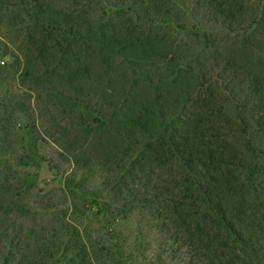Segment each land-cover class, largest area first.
Here are the masks:
<instances>
[{
    "label": "trees",
    "instance_id": "16d2710c",
    "mask_svg": "<svg viewBox=\"0 0 264 264\" xmlns=\"http://www.w3.org/2000/svg\"><path fill=\"white\" fill-rule=\"evenodd\" d=\"M4 24L0 264H133L108 234L120 211L86 190L100 166L115 197L159 185L194 264H264V0H0ZM47 140L73 167V215L96 204L98 238L23 224Z\"/></svg>",
    "mask_w": 264,
    "mask_h": 264
},
{
    "label": "rangeland",
    "instance_id": "374dc122",
    "mask_svg": "<svg viewBox=\"0 0 264 264\" xmlns=\"http://www.w3.org/2000/svg\"><path fill=\"white\" fill-rule=\"evenodd\" d=\"M16 37V33L8 29L6 24L1 26V51H5L6 43L13 44ZM0 59L6 64L11 62L9 56L4 57L2 54ZM9 84L14 88L13 81ZM3 88L6 90L5 87ZM26 104L29 106L30 101ZM22 122L25 124V119ZM24 137H26L25 133H17L11 140L10 148H13L15 152L20 150V141L24 140ZM58 151L51 141L47 140L43 143L42 152L47 159L38 170L29 171L32 174H38L37 179L34 178L37 188L28 194L24 201L29 208L33 209V214L29 221L23 219L22 222L25 226L35 227L41 235L42 231L47 232L67 221L86 230L89 236L98 238L101 225L95 215L97 213L96 204L91 201L85 204V200L79 197L76 200L79 207L78 214L73 215L70 210L73 199L67 187L64 186V180L73 171V167L67 160L60 157ZM106 169L100 166L91 172L93 180L86 190L98 191L120 211L121 221L116 225L115 223L111 226L107 225L108 234L126 243L127 252L133 258V264H194L192 253L188 251L189 246L183 243L175 244V223L165 222L161 217L162 204L154 198L155 189H161L159 185L150 183L148 177L141 176L139 184L143 187V191L139 196L132 197L125 194L115 197L110 181L106 177ZM59 171L61 174L58 175ZM83 174L82 171L77 172L75 183L80 182ZM88 199H90L89 195L86 200Z\"/></svg>",
    "mask_w": 264,
    "mask_h": 264
}]
</instances>
